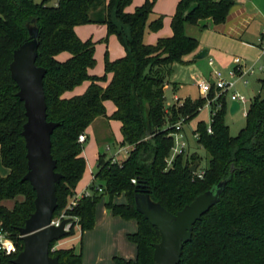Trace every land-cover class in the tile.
<instances>
[{"label": "trees", "instance_id": "trees-1", "mask_svg": "<svg viewBox=\"0 0 264 264\" xmlns=\"http://www.w3.org/2000/svg\"><path fill=\"white\" fill-rule=\"evenodd\" d=\"M133 1L57 0L49 4V0H0V151L3 165L10 170L7 176L0 174V203L24 196L12 209L0 204V222L18 248L9 255L1 252L0 264H14L24 247L19 228L35 210L36 191L23 179L28 170L22 134L26 110L10 71L14 51L32 38L33 29L40 41L36 64L46 69L47 117L59 123L52 134V154L63 177L57 184L54 218L64 212L74 220L62 239L75 236L77 226L82 234L93 229L96 206L106 196V207L114 215L138 222L137 232L129 234L137 246V257H119L118 264H154L160 231L137 210L135 193H147L177 213L201 193L225 182L220 202L194 225L179 264H264V97L259 94L252 100L246 124L235 136L226 123L227 92L211 102V122L199 121L195 130L198 144L210 154L202 177L198 176L200 157L195 154L183 152L168 161L175 145L174 125L181 119L184 124L193 120L218 93L213 86L207 97L179 100L166 110L165 87L174 64L191 62L186 57L200 46L197 37L186 33V26L202 31L207 28V24L200 25L202 20L225 23L235 0H179L171 19L172 35L152 44L145 41V32L148 28L159 31L164 15L152 18L156 0H145L133 12L126 11ZM91 23L106 25L105 42L115 34L126 50L115 60L106 54L101 76L89 72L96 65L97 42L83 40L76 32L77 26ZM63 52L70 57L61 61L57 57ZM85 81L90 85L83 94L64 97ZM107 100L116 106L112 115L107 114ZM98 117L121 121L122 144L130 146L128 156L118 162L100 152L91 194L68 209L86 169L79 136ZM196 161L199 166L192 172ZM122 195L127 202L116 203L115 198ZM60 240L52 242L50 254L61 264H84L82 241L78 249L53 250Z\"/></svg>", "mask_w": 264, "mask_h": 264}, {"label": "water", "instance_id": "water-1", "mask_svg": "<svg viewBox=\"0 0 264 264\" xmlns=\"http://www.w3.org/2000/svg\"><path fill=\"white\" fill-rule=\"evenodd\" d=\"M32 38L14 51L10 64L12 78L19 86L18 96L24 102L27 121L23 125L26 141L28 170L23 179L30 182L36 191L35 210L26 220L19 233L24 242L14 264H61L57 256L50 254L52 242L68 235L67 225L72 226L73 218L63 219L59 225L53 224L58 207L57 184L63 175L57 168V160L52 154V134L58 122L49 121L47 114L44 77L46 69L36 64L39 34L33 29ZM202 50L196 57H206ZM214 83V80L212 81ZM230 113L240 110V102L232 100ZM199 161L191 167L195 172ZM225 182L198 195L177 213H172L150 195L137 192L134 195L137 210L156 226L161 240L154 244V264H179L184 245L191 241L194 225L202 216L221 200Z\"/></svg>", "mask_w": 264, "mask_h": 264}, {"label": "rangeland", "instance_id": "rangeland-1", "mask_svg": "<svg viewBox=\"0 0 264 264\" xmlns=\"http://www.w3.org/2000/svg\"><path fill=\"white\" fill-rule=\"evenodd\" d=\"M35 2H41L42 0H34ZM57 0H49V4H52L56 2ZM136 0H134L135 2ZM141 4L145 2V0H137ZM179 0H156V11H161V13L166 15V19H169V15L176 11V7ZM134 5V4H133ZM169 25V24H168ZM262 28L264 27V21L261 24ZM169 27V26H168ZM258 25H255V27L252 26V30L257 31ZM262 28H261V34H262ZM84 29H87L88 38H92L94 41L97 42L96 44V65L94 69L97 71H101L102 74L104 73V64H105V57L106 54L108 58L111 59H117V57L123 52V47L118 40V38L114 35H110L108 38V41L105 42L104 38L107 36L106 27L102 24H88ZM162 32L164 31V26L161 28ZM205 32L202 30H199V28H195L194 32L195 35H200L204 33L206 36L205 42L213 45L214 39L210 35L209 32L204 29ZM150 30H148V33ZM154 32V31H152ZM151 33V32H150ZM263 45H260L259 49L250 48L249 52H243L242 50H223L221 55L216 56L212 53V58L204 57L200 58L196 61V65L200 68V71L202 73L201 78L208 79L209 73L213 72L212 66L209 64V60L213 59L215 62H217L220 65V70L223 72L225 78L229 81H233L237 88L240 90L241 94L244 95L247 98V103L242 105V109L239 110L235 114H231L230 111L228 114H226V123L230 126V132L233 136L237 135L238 132L243 128L246 124V117L244 110L248 109L252 100L259 94H261L264 97V89L261 90V80L264 79V53L262 52ZM261 54V58L259 60L256 59L257 55ZM222 56V57H221ZM239 56L244 61V71H248L251 69L254 70L252 73H249L247 75H241L236 73L235 76L231 77V72L234 71L233 65V58ZM221 57V58H220ZM256 61V62H255ZM255 62V64H254ZM190 73H185L182 75V80H184L187 84L185 85L184 89L181 92V96L183 97H189L192 101H196L200 97H204V95H201V89L199 85L190 77ZM209 80V79H208ZM245 80H248L247 82ZM170 93V92H169ZM218 95L213 99H208L209 101H215L217 99ZM173 101V95H167V99L165 101L166 107L169 106L170 102ZM113 103V102H111ZM108 110V108H107ZM206 110L203 112L201 111V115H205ZM196 118V117H195ZM105 118L100 117L99 120L95 124V131L93 134L89 135V138L87 139L86 143L84 144L85 147H88L91 145V147L94 148V150L99 149L100 151L104 152L106 154L107 159H111L114 156H116L117 160L124 159L128 154V145L122 144L120 139V131L119 127L110 126V130L112 131L113 135L108 139L107 142H102L99 144L100 137L106 132L107 126L105 125ZM197 119H193L190 122L186 123V141L190 143V145L187 146L186 153L189 154H195L198 157H200V167L199 170H202L208 165L210 154L197 142V138L195 137V127L197 125ZM175 140V145H176ZM110 145V146H109ZM91 149V155L90 158L93 160L95 151ZM173 153L171 152V157ZM1 155V154H0ZM0 167H2L4 170L5 167L2 163V159L0 157ZM94 170V169H92ZM95 171V170H94ZM87 175V176H86ZM91 171L88 170L87 174L85 173L82 178L85 180H91ZM125 197H121L118 199L119 203H123ZM106 196L102 197V199L98 202L96 206V221L99 223V226L92 231L96 232V238L95 243H93V239H91L89 236L86 237L84 231V234L81 233L80 229H77L76 227V234L78 237L74 245L80 246L81 241L82 245L84 247V254L87 253V259L88 261L94 262L97 259L98 256V250L99 247L100 253L102 256L101 264H118L117 258H124L126 260H134L137 257V246L135 243H133L129 239V234L131 231H126L125 228H129V225L137 223L135 219H123L117 218V216H114V214L106 207ZM117 218L120 219L121 223L111 224L110 218ZM127 228V229H128ZM89 233H92L89 231ZM81 236L83 237L81 240ZM56 246V245H55ZM134 255V257H133ZM132 256V257H131ZM89 264V263H88Z\"/></svg>", "mask_w": 264, "mask_h": 264}, {"label": "crops", "instance_id": "crops-1", "mask_svg": "<svg viewBox=\"0 0 264 264\" xmlns=\"http://www.w3.org/2000/svg\"><path fill=\"white\" fill-rule=\"evenodd\" d=\"M140 3L141 2H139L137 0L135 2L133 1V3L126 8V11L133 12L136 9V7L140 6ZM155 5H156V3H155ZM155 5H154V14L152 15V18H154V16H156V15H164V25H163L164 31L162 32V29H160L159 31H156V32H152L150 30L151 33L150 32L148 33V30H149V28H148L145 32L144 39L147 43H151V44L156 43V41L160 37L170 36L173 33L172 28H171V19H172L173 14L175 13V11L169 15V19H166L165 14L161 13V11L155 10V7H156ZM263 21H264V0H235V4L231 8L230 13H229L228 18H227L225 23L214 24V22L212 21L211 18L207 19V20H202L200 22V25L207 24L206 29H208V30H206V31L209 32L210 35L213 37L214 44L216 45L215 47H213V45L205 42L204 39H206V36L204 35V33H202L200 35H195L194 29L199 28L198 26L187 25L186 26V33L190 36L197 37L200 41V46L196 51H194L192 54H190L186 57V59L191 61V62H189L188 64H181V63H175L174 64L173 72H172L171 76L168 78L167 84L165 87V98L167 99V95H173V101H171L170 104H168L169 106L166 107V110H168L172 105L177 103L179 100H180V103H182L184 100L189 98V97L181 96V92L184 89L185 85L187 84L184 80H182L183 74L190 73V75H191L190 77L194 81H196V83L198 85H199V82H201V81L212 82L214 80V69H215V67L220 69L219 68L220 65L217 62H215L214 60H213L214 65L213 66L211 65L213 68V72L209 73V76H208L209 80L201 78L202 73L200 71V68L196 65V61L200 58H197L196 56L202 50L206 49L208 51V53L206 55V57H208V58H212V56H211L212 53L216 56H218V55L220 56L221 53L223 52V50H229V49L240 50V51L242 50L243 52H249L250 48H254L257 50L260 48V45H261V42H260L261 28H262L261 24L263 23ZM87 25L88 24H84V25H79L76 27V32H77L78 36L83 40L89 39L88 38L89 32H87V29H84ZM255 25H258L257 31L252 30V26L255 27ZM104 26L106 27V25H104ZM106 31H107V27H106ZM203 31L205 32V30H203ZM112 35L116 36L115 34H112ZM122 47L124 50L117 57V59L120 57H123L126 54V50H125L123 45H122ZM262 52L264 53L263 50H262ZM69 57H70V54L68 52H63L60 55H58L57 58L61 61H64V60H67ZM95 57H96V51H95ZM260 58H261V54H258L256 59L259 60ZM115 59H111V60H115ZM255 62H254V64H255ZM232 63H233V65H235L234 69H236L237 66H239V68H241V70H239V71L237 70L238 74H241V75L249 74V73L243 74V72H244V70H243L244 61L241 57H239V56L234 57ZM209 64H210V62H209ZM104 69H105V64H104ZM251 69H252V67H251ZM89 72H90V74L99 75V76L104 74V73L102 74L101 71H97L94 68H91L89 70ZM111 78H112V74H109L108 75V82L111 80ZM245 81H248V80H245ZM108 82H105L102 85L106 86ZM89 85H90V81H85L80 86L76 87L74 90L66 92L64 94V97L70 98V97H73L76 95H81L87 90ZM235 92H238L241 94V92L237 88L236 84L232 89H229L227 91L228 112L230 111L229 108H230V104L232 101L231 95ZM201 95H204V97H206L205 94L202 93V91H201ZM111 102H113V101H111V100L105 101L106 108H108V110H107L108 115H112L113 112L116 110V106H115L114 102L113 103H111ZM204 110H206V113H205V115L202 116L200 113H201V111L203 112ZM228 112H227V114H228ZM245 117H246V115H245ZM99 118L100 117L96 118L94 120V122L86 129L85 133H86L87 139L89 138V135L93 134L94 131L96 130L95 124L99 120ZM194 119L198 120L197 125H198L199 121H205L206 123L209 124L211 122V103L207 102L201 108L199 114ZM104 120H105V125L107 126V130L100 137V140H99L100 142H99L98 146H100V143H102L104 141L107 142L108 139L113 135L112 131L110 130L111 124L114 127H117V126L119 127V131H120V135H121L120 139L122 142L123 136L121 133V125H122L121 121L116 120V119H109L108 120L106 118ZM197 125L195 127V130L197 128ZM185 127H186V124H184V127H183V134H184L185 139H186V134H185L186 128ZM195 137L197 138L196 134H195ZM87 139H86V141H87ZM86 141L83 142V144H85ZM187 143H188V145H190V143L188 141H187ZM91 149L94 150V148L91 147V145H89L88 147H85V145H84V149L82 152V155L86 159V169H85L84 174L85 173L87 174L88 170H90L91 174H92L91 180H89V179L85 180L84 179L85 177L80 180V182L78 183V185L76 187V196H78V197H82L83 195L91 193V185L96 182L95 172L97 170V160H98L100 152H102V151H100L99 149L94 150L95 155H94L93 160H91V158H90ZM129 149H130V146L128 147V152H129ZM0 154H1V151H0ZM127 156H128V154H127ZM0 157H1V155H0ZM113 158H115V160L118 162H121L125 159L124 158L122 160H117L116 156H114ZM5 169L6 170H4L2 167H0V174L2 176H7L10 172V170L8 168L5 167ZM92 169H94L95 171ZM122 196L125 197L124 195H122ZM122 196L116 197L115 202L119 203L118 199L121 198ZM22 200H24V196L20 195V196L16 197L15 199L3 200L0 204H3L5 206H7L8 208L12 209L15 206L17 201H22ZM126 202H127V200L125 197L123 203H126ZM114 216H116V215H114ZM117 218H121V220L124 219L120 216H117ZM117 218L116 217L110 218L111 224H116V223L122 222L120 219H117ZM135 221L137 222V220H135ZM98 226H99V223L96 221L94 228L91 230H86V233H85L86 237L89 236L90 241H91V239H93V243H95L97 231H92V230H95ZM127 228H128V226H127ZM127 228H125V230L131 231L130 233L137 232L138 222L135 224L129 225V228L128 229ZM77 229H80L79 226H77ZM89 231H91L92 233H89ZM78 237H80V236H77V234H76L73 237L64 238V239L57 242L56 248L74 246V247H76V249H78L80 246L74 245V242ZM97 250L99 251L97 259L94 262H92L91 260L88 261L87 253L85 252V254H84V247L82 245L83 263L84 264H88V263L89 264H101L102 256H101V253H100L101 251H100L99 247L97 248ZM133 257H134V255H133Z\"/></svg>", "mask_w": 264, "mask_h": 264}, {"label": "built area", "instance_id": "built-area-1", "mask_svg": "<svg viewBox=\"0 0 264 264\" xmlns=\"http://www.w3.org/2000/svg\"><path fill=\"white\" fill-rule=\"evenodd\" d=\"M260 42L263 45L262 50L264 51V27L262 28V34H261V38H260ZM210 65H214V61L213 59H210ZM237 70H241V68H239V66L236 67V69H234V71L231 72V77L233 78L235 76V74L237 73ZM253 69H250L248 71H244L243 74H247V73H252ZM247 82V81H246ZM199 86L200 89L202 91V93L205 94V96L207 97L208 93L211 91L212 87L214 86L217 90L218 93L217 95L219 96L221 93L223 92H227L229 89H232L235 86V83L233 81H229L225 78L223 72L218 69L217 67H215L214 69V83L210 82V81H201L199 82ZM232 100H238L240 102V110L242 109V105L247 103V98L238 93L235 92L231 95ZM210 103L212 101H209ZM247 111L248 109L244 110L245 115H247ZM175 129L176 132L174 133V137L176 140V145H174L173 149H172V155L173 157L169 158V163H171L174 159V157L180 153L185 152L188 146V143L185 139V136L183 134V127H184V120L181 119L180 121H178L175 125ZM208 131L211 133L212 129L211 127L208 128ZM87 139L86 134L83 133L79 136V141L80 142H85ZM114 161L115 158H113ZM198 176L202 177L203 176V170H199L198 171ZM135 182V180H133ZM100 191H102V189H99ZM91 193H88L87 195H89ZM81 197L75 196L73 197V199L70 201V203L68 204V209L73 208L77 202L78 199ZM68 216L65 215L64 212H62V214L58 217L53 218V224L55 225H59L60 222L67 218ZM67 229H70V226L67 225ZM56 249V246L53 247V250ZM5 253L7 255L9 254H13V253H17L18 252V248L17 245L15 243V241L12 239V237L10 236L9 232L6 231L2 225V223L0 222V253Z\"/></svg>", "mask_w": 264, "mask_h": 264}]
</instances>
